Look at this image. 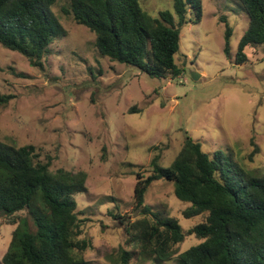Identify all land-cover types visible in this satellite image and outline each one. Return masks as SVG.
Segmentation results:
<instances>
[{
  "label": "rangeland",
  "instance_id": "374dc122",
  "mask_svg": "<svg viewBox=\"0 0 264 264\" xmlns=\"http://www.w3.org/2000/svg\"><path fill=\"white\" fill-rule=\"evenodd\" d=\"M62 3L53 9L68 34L55 40L42 67L0 44V91L15 95L0 105V138L34 144L52 170L87 172L88 189L75 196L83 236L93 240L84 257L89 264H127L121 258L126 233L111 212L132 220L142 216L133 209L136 174L151 169L156 155L159 164L169 166L190 135L206 152L233 149L244 168L264 172V48L249 47L247 61L237 64L248 15L238 0H203L201 21L181 29L176 61L183 72L152 78L102 56L95 33L63 14ZM141 4L153 16L173 10V0ZM227 24L231 56L224 51ZM145 203L154 212L166 209L185 229L202 220L183 216L189 203L175 195L174 182L167 179L150 185ZM17 215L33 227L28 210ZM15 228L0 217V264ZM201 240L189 235L178 250ZM128 264L153 262L135 257Z\"/></svg>",
  "mask_w": 264,
  "mask_h": 264
},
{
  "label": "trees",
  "instance_id": "16d2710c",
  "mask_svg": "<svg viewBox=\"0 0 264 264\" xmlns=\"http://www.w3.org/2000/svg\"><path fill=\"white\" fill-rule=\"evenodd\" d=\"M60 1L63 14L95 33L102 56L163 80L183 72L176 61L181 29L204 15L203 0H173V10L158 16L145 10L142 0H0V44L42 67L55 40L68 34L53 9ZM238 2L249 17L235 56L243 64L249 47L264 48V0ZM225 32L224 51L231 56L228 24ZM14 97L0 91V105ZM159 158L136 174L133 209L142 216L132 220L130 214L111 212L126 233L122 262L137 257L153 264H264V172L244 168L233 149L206 152L190 135L169 166ZM161 178L174 182L175 195L189 203L183 216H202L200 222L185 229L166 209L154 212L145 203L150 185ZM86 179L83 170H52L34 144L0 138V217L16 225L3 264H89L84 254L93 240L83 236L75 197L87 191ZM23 210L34 228L17 215ZM189 235L202 240L179 252Z\"/></svg>",
  "mask_w": 264,
  "mask_h": 264
},
{
  "label": "water",
  "instance_id": "95a60500",
  "mask_svg": "<svg viewBox=\"0 0 264 264\" xmlns=\"http://www.w3.org/2000/svg\"><path fill=\"white\" fill-rule=\"evenodd\" d=\"M192 75H193V78H194V79H197V78H198V75H197L196 72H193Z\"/></svg>",
  "mask_w": 264,
  "mask_h": 264
}]
</instances>
